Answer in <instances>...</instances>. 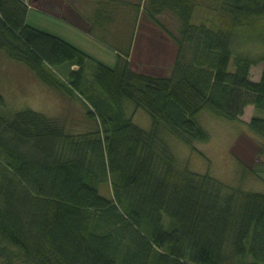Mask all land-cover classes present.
I'll list each match as a JSON object with an SVG mask.
<instances>
[{
    "label": "trees",
    "instance_id": "1",
    "mask_svg": "<svg viewBox=\"0 0 264 264\" xmlns=\"http://www.w3.org/2000/svg\"><path fill=\"white\" fill-rule=\"evenodd\" d=\"M65 1L94 38L120 46L117 62L29 25L27 0H0V50L80 101L88 125L73 132L32 108L0 112V264H264V193L180 167L163 132L193 147L211 137L201 113L236 121L252 106L246 126L264 156V52L237 48L264 44V0ZM201 7L217 20L197 22ZM167 12L175 32L161 21ZM142 13L177 45L170 75L131 67ZM114 22L130 36H113ZM130 105L151 129L134 122Z\"/></svg>",
    "mask_w": 264,
    "mask_h": 264
},
{
    "label": "rangeland",
    "instance_id": "2",
    "mask_svg": "<svg viewBox=\"0 0 264 264\" xmlns=\"http://www.w3.org/2000/svg\"><path fill=\"white\" fill-rule=\"evenodd\" d=\"M27 3L31 7H35L29 9L27 17L29 25L57 36L65 35L68 38L70 36L66 32H69L79 41L90 45L107 65H111V67L116 65L118 52L115 48L120 46H117L113 41L110 42L112 46L99 45L97 42L86 39L81 32L70 27L65 20L45 12V10L51 11L50 5L59 9L60 3L53 1L51 4L50 0H27ZM141 16L143 20H147L145 13H142ZM206 19L217 20L212 12L204 7L198 8L195 20L202 22ZM161 21L170 31H176L178 21L174 14L165 13L161 17ZM258 26L259 30L264 31V22ZM140 31L133 55V70L139 69L141 72L158 76L170 75L177 49L170 46L168 39L153 32L146 22L143 23ZM79 41L77 43L81 44L82 42ZM237 48L253 57L264 52V44L259 40L245 42L238 45ZM262 70V64L253 67L251 79L255 82L259 81ZM0 96L5 99L6 103L5 108L0 110L1 113L13 114L21 109L32 108L49 117L65 118L69 129L73 132H84L88 129L85 109L80 101L71 100L47 85L27 66L8 58L3 50H0ZM134 110L133 105L128 106V113H135L134 122L145 130L151 129L150 116L142 109ZM254 113V107L250 106L246 109L245 114L236 121H229L209 112L201 113L200 123L211 137L208 142L195 143L193 147L186 145L168 131L164 130L163 132L180 167H187L199 173H208L228 186L264 193V156L259 154L260 139L252 134L246 126ZM100 194L110 197V186L102 185Z\"/></svg>",
    "mask_w": 264,
    "mask_h": 264
},
{
    "label": "crops",
    "instance_id": "3",
    "mask_svg": "<svg viewBox=\"0 0 264 264\" xmlns=\"http://www.w3.org/2000/svg\"><path fill=\"white\" fill-rule=\"evenodd\" d=\"M53 1H57L58 3H60L61 9L60 8L58 9V7H54L53 5H50L51 7L49 9L51 11L48 12L45 10L46 13H48L49 15H51L53 17L61 18V19L65 20L66 23L70 25V27L81 32L86 37V39L97 42V43H99V45L104 46L103 43L98 41L96 38H94L90 34L91 24L80 13H78L67 1H65V0H50L51 4H53L52 3ZM30 8H35V7L30 6ZM36 9H39V8H36ZM39 10L44 11L42 9H39ZM61 12H64L65 14L62 15ZM144 22H146L147 26L150 27L153 32L160 34L161 37H164V39H168V41H169L168 43L170 44L171 47L174 46L177 49L176 43L173 42L172 39L163 30H160L158 28L159 26L152 23L148 18H147V20H143L142 16H140V18L138 20L137 27H136V33L134 36V43H133V48H132L131 57H130L132 69H134L133 68V55H134L135 48H136L138 40H139V33L141 32L140 29L143 26ZM149 22H150V24H149ZM151 23H152V25H151ZM110 30L112 31L113 36L116 35L117 38H119L122 41L124 39H126L127 37H129L130 33H131V30H128L125 27L122 29H121V27L120 28L116 27L115 22L112 24V26H110ZM66 33L68 36H70V38L66 37L65 35H61V36L58 35V36L65 39L66 41L72 43L73 45L79 47L80 49H82L83 51H85L89 55L93 56L94 58L104 62V60L96 53V51L92 47H90V45L84 44V42L81 40L79 41L75 36H72L71 34H69V32H66ZM127 34H129V36H127ZM78 41L82 42L83 45H81L82 43L81 44L77 43ZM104 63L107 64L106 62H104ZM109 66H111V65H109ZM134 71H140V70L137 69ZM143 73H145V72H143ZM146 74H148V73H146ZM150 75H152V74H150Z\"/></svg>",
    "mask_w": 264,
    "mask_h": 264
}]
</instances>
